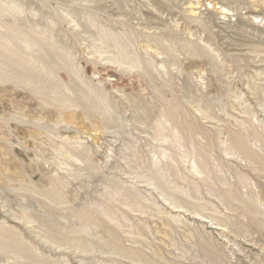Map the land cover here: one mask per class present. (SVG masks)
<instances>
[{
  "label": "rangeland",
  "instance_id": "1",
  "mask_svg": "<svg viewBox=\"0 0 264 264\" xmlns=\"http://www.w3.org/2000/svg\"><path fill=\"white\" fill-rule=\"evenodd\" d=\"M0 264H264V0H0Z\"/></svg>",
  "mask_w": 264,
  "mask_h": 264
},
{
  "label": "bare ground",
  "instance_id": "2",
  "mask_svg": "<svg viewBox=\"0 0 264 264\" xmlns=\"http://www.w3.org/2000/svg\"><path fill=\"white\" fill-rule=\"evenodd\" d=\"M74 20V19H73ZM7 50H11L13 53L15 52L14 50L10 49L9 47H5ZM25 75V74H24ZM26 77H28L27 75H25Z\"/></svg>",
  "mask_w": 264,
  "mask_h": 264
}]
</instances>
